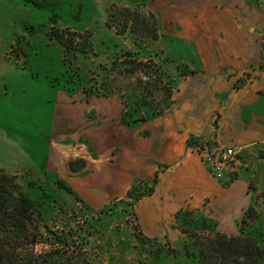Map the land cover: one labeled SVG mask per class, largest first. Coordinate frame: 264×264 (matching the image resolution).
<instances>
[{
	"label": "rangeland",
	"instance_id": "rangeland-1",
	"mask_svg": "<svg viewBox=\"0 0 264 264\" xmlns=\"http://www.w3.org/2000/svg\"><path fill=\"white\" fill-rule=\"evenodd\" d=\"M246 1L264 13V0ZM146 8L145 0H0V175H10L39 204L34 231L21 237L23 243L33 237L39 242L24 245L22 257L52 248L42 242L55 239L47 227L68 239L65 246L53 247L65 250L76 264H197L193 242L203 232L190 236L180 231L176 242L144 241L136 236L134 207L122 203L127 194L91 212L55 183L56 176L42 170L57 91L117 98L134 117L180 104L179 89L196 70L184 59L188 51L183 46L160 35L155 13ZM259 39L256 69L264 63V22ZM239 164L248 167L245 160ZM152 178L136 180L145 183L135 193L146 192ZM262 182L259 191L249 184L252 201L237 234L259 244L264 243Z\"/></svg>",
	"mask_w": 264,
	"mask_h": 264
},
{
	"label": "crops",
	"instance_id": "crops-1",
	"mask_svg": "<svg viewBox=\"0 0 264 264\" xmlns=\"http://www.w3.org/2000/svg\"><path fill=\"white\" fill-rule=\"evenodd\" d=\"M145 1L160 35L183 46L196 70L179 89L180 104L127 124L117 98L57 91L42 170L64 180L91 212L157 173L154 192L134 206L144 236L180 240L174 216L182 208L199 210L214 218L218 232L238 236L252 201L249 184L259 191L264 181V71L256 69L264 13L246 0ZM189 135L239 147L248 167L227 168L215 179L186 146Z\"/></svg>",
	"mask_w": 264,
	"mask_h": 264
},
{
	"label": "trees",
	"instance_id": "trees-1",
	"mask_svg": "<svg viewBox=\"0 0 264 264\" xmlns=\"http://www.w3.org/2000/svg\"><path fill=\"white\" fill-rule=\"evenodd\" d=\"M59 41L65 46L64 42L60 39ZM263 64L259 69L264 71ZM234 87H238V85ZM96 93H99V91ZM163 111L164 109L146 117H134L133 113L127 108L122 110V120L127 124H136L145 121L149 117L160 115ZM213 144L210 140H202L194 135H189L186 140V146L193 150L203 145L211 147ZM157 180L156 173L151 179V187L142 193L135 192L138 190L139 185L145 182H133L127 193L128 200L122 201V203L134 207L140 198L154 192ZM55 183L61 189L74 195L70 186L61 179L56 178ZM74 197L78 199L76 195ZM123 204H119V207H123ZM38 205L19 188L10 175L4 173L0 175V264H76L72 261V256L66 257L65 250L53 247L56 243L65 246L68 239H61L56 232L49 230L47 227L46 229L53 234L55 239H42V242L52 245V248L42 253L31 251L23 257L19 253L24 245L34 246L39 242L36 237L25 243L22 242L23 238L21 239V237L28 236L29 231H34L32 221ZM174 218L175 227L184 234L196 236L197 231L203 232L197 235L202 241L196 236V240L193 242V247L196 249L197 264H264V243L259 244L256 240H250L243 236L222 234L216 230V221L212 222L207 217L198 216L188 208L178 210ZM135 229L138 230V226ZM136 236L144 241L151 240L144 236L140 230H138ZM187 253L191 254L188 251Z\"/></svg>",
	"mask_w": 264,
	"mask_h": 264
},
{
	"label": "built area",
	"instance_id": "built-area-1",
	"mask_svg": "<svg viewBox=\"0 0 264 264\" xmlns=\"http://www.w3.org/2000/svg\"><path fill=\"white\" fill-rule=\"evenodd\" d=\"M194 151L200 156L208 171L217 180L224 178L227 168L235 169L239 166V147H222L218 144H213L211 147L203 145L194 149Z\"/></svg>",
	"mask_w": 264,
	"mask_h": 264
},
{
	"label": "water",
	"instance_id": "water-1",
	"mask_svg": "<svg viewBox=\"0 0 264 264\" xmlns=\"http://www.w3.org/2000/svg\"><path fill=\"white\" fill-rule=\"evenodd\" d=\"M260 156H262V153H260Z\"/></svg>",
	"mask_w": 264,
	"mask_h": 264
}]
</instances>
